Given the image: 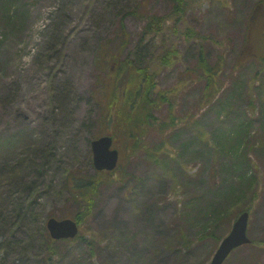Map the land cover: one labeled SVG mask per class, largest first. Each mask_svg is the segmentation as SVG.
Masks as SVG:
<instances>
[{
    "label": "rangeland",
    "instance_id": "obj_1",
    "mask_svg": "<svg viewBox=\"0 0 264 264\" xmlns=\"http://www.w3.org/2000/svg\"><path fill=\"white\" fill-rule=\"evenodd\" d=\"M260 1L188 0L180 16L166 17L165 45L152 36L149 48H177L173 64L157 68L159 88L173 90L174 110L165 104L156 112L147 145L136 153L115 137L119 166L102 173L93 213L80 224L83 239L71 242H50L46 220L74 218L82 209L68 175H95L92 140L111 132L102 122L99 53L121 20L131 43L138 42L145 21L134 9L146 3L148 12L169 16L177 7L174 0L1 4L0 264H208L243 211L252 241L224 264H264V51L249 33ZM257 13L254 25L264 19V9ZM202 49L222 68V87L210 103L197 71ZM173 118L177 125L162 132ZM247 122L253 148L240 160L250 164L237 172L216 137ZM12 135L20 140L3 142ZM185 142L191 146L180 153ZM241 173L255 178L242 201L228 202L225 219L205 225L207 211L228 199L217 198L221 190L242 189Z\"/></svg>",
    "mask_w": 264,
    "mask_h": 264
},
{
    "label": "trees",
    "instance_id": "obj_2",
    "mask_svg": "<svg viewBox=\"0 0 264 264\" xmlns=\"http://www.w3.org/2000/svg\"><path fill=\"white\" fill-rule=\"evenodd\" d=\"M4 1L0 0L1 8L3 4H5L3 5L4 7H9L14 2V0ZM174 1L177 9L169 16L148 12L146 3L137 10L134 9L131 11L134 15L138 14V17L145 21L138 42L134 45L131 43L130 34L126 29L124 21L121 20L115 36L106 42L99 53L98 66L101 70V75H99L97 83L102 88L100 92L102 96L100 99V106L103 111L102 122L111 131L108 133L109 135H112L114 139L118 136L122 137L124 139L125 149H129L134 153L138 149H144L146 147V137L149 128L154 126V122L158 120L156 112L165 104L169 105L170 110H174L175 107L173 90L159 88L157 68L159 66L163 68L171 66L175 57L178 55L177 48L174 46L173 49L166 48L158 54L149 48L152 36L161 37V43L165 45V34L162 32H165L167 18L180 16L184 12L188 0ZM258 6V10L264 9V0H261ZM258 10H255L250 20L251 26L249 33H251L252 41L255 40L253 36L260 40V48L264 51V19L260 17L255 25L252 23L259 14L257 13ZM5 14H8L7 9L5 10ZM15 26L13 24V28ZM190 34L196 35L193 30L190 31ZM259 55L262 66H264V55ZM221 70V63L216 65H210L208 63L202 49L197 71L199 77L206 80L205 97L209 103L217 97L222 87L221 82L218 81ZM188 120L189 117L187 115L185 116V121ZM163 123L160 125L162 132L166 131L172 125H177L175 118L172 119L171 125ZM251 132V123L247 122L239 124L231 129V131L221 132L216 137L218 149L220 148V151L223 153L231 154L232 158L237 162V172L246 169L243 165L244 163L247 165L250 164L240 159L245 156L248 148H253L251 145H248ZM18 140H20L19 135H12L3 139V142L14 144ZM190 146L191 144L189 142L183 143L180 153L187 151V148ZM260 149L264 150V141ZM95 173V175H87V173L80 170H75L68 175L67 184L69 185L70 182V186H72V199L82 206V209L74 216L79 224L93 213L98 190L103 184L101 175L102 173L108 174V171H96ZM254 179V177H245L241 173L239 183L242 185V189L240 186V188L226 187V190H221L217 194V198L228 199L225 204L213 206L207 211L206 218L208 220L205 221V225L211 222V226H214L222 222L227 216V207L225 205L228 202L230 203L229 205H232L242 201L241 199L247 193L246 187ZM215 201L217 199H211L208 202L214 204ZM232 201L235 202L232 203ZM51 216L54 215L50 214L49 217ZM209 233L211 234V232H204L205 235H209ZM47 238L51 240L50 242L54 241L50 238L48 232ZM76 239L82 240L83 234H79ZM220 240L221 238H219ZM66 241L71 242L72 240L69 239Z\"/></svg>",
    "mask_w": 264,
    "mask_h": 264
},
{
    "label": "water",
    "instance_id": "obj_3",
    "mask_svg": "<svg viewBox=\"0 0 264 264\" xmlns=\"http://www.w3.org/2000/svg\"><path fill=\"white\" fill-rule=\"evenodd\" d=\"M113 138L102 136L92 142L94 165L100 170L116 168L119 151L112 149ZM249 214L243 212L235 221L229 234L222 240L209 264H223L228 255L237 247L249 243L247 235ZM47 228L54 239L73 238L78 233V224L74 219H57L51 217L47 221Z\"/></svg>",
    "mask_w": 264,
    "mask_h": 264
}]
</instances>
